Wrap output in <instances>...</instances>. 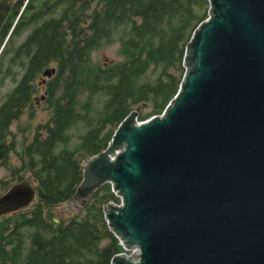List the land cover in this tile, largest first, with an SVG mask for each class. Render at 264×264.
<instances>
[{"label": "trees", "instance_id": "16d2710c", "mask_svg": "<svg viewBox=\"0 0 264 264\" xmlns=\"http://www.w3.org/2000/svg\"><path fill=\"white\" fill-rule=\"evenodd\" d=\"M210 6L0 0V85L13 80L0 98V196L22 182L37 192L29 207L0 219V264H113L124 252L104 213L121 202L110 184L79 212L64 205L83 180L84 163L109 147L132 112L145 122L177 96L187 47ZM113 46L118 59L94 60ZM49 68L56 74L39 109L46 118L35 123L38 79ZM25 114L29 122L21 125Z\"/></svg>", "mask_w": 264, "mask_h": 264}, {"label": "water", "instance_id": "95a60500", "mask_svg": "<svg viewBox=\"0 0 264 264\" xmlns=\"http://www.w3.org/2000/svg\"><path fill=\"white\" fill-rule=\"evenodd\" d=\"M209 1L177 96L141 125L132 112L65 203L74 214L112 186L123 204L104 213L130 252L113 264H264V0ZM36 195L15 184L0 219Z\"/></svg>", "mask_w": 264, "mask_h": 264}, {"label": "rangeland", "instance_id": "374dc122", "mask_svg": "<svg viewBox=\"0 0 264 264\" xmlns=\"http://www.w3.org/2000/svg\"><path fill=\"white\" fill-rule=\"evenodd\" d=\"M93 57H94V60L95 61H107V60H114V59H118L117 57V46H113V47H110L108 49H105L103 51H100V52H96L93 54ZM52 69V68H50ZM50 79V78H47V77H44V76H41L39 79H38V86L40 88V92L39 94L35 97V100H36V106L39 105L37 107V110L39 111V109L41 108L40 106L43 105V102L44 100L42 99V97H44V95L46 94L45 90H44V86L46 84H42L43 80H46V83H47V80ZM13 80L12 79H9L7 80V82L5 83L4 86H1L0 85V98H4L6 97L7 95V92H9L12 88H13V84H12ZM43 101V102H42ZM41 103V104H40ZM1 104V102H0ZM46 118V115L45 113L39 111V115L37 116L36 120H35V123L41 121V120H45ZM29 122V115L28 114H25L20 123L21 125H24L25 123ZM15 129V127H13V130ZM14 162V161H13ZM3 176L0 174V177ZM65 206V205H64ZM65 210H66V206H65ZM67 211V210H66Z\"/></svg>", "mask_w": 264, "mask_h": 264}, {"label": "built area", "instance_id": "2783aa9c", "mask_svg": "<svg viewBox=\"0 0 264 264\" xmlns=\"http://www.w3.org/2000/svg\"><path fill=\"white\" fill-rule=\"evenodd\" d=\"M139 124L141 125L142 122H140ZM122 204H123V203H122V201H121L119 204H115V205L121 206ZM124 252L130 253V252L126 251V250H124Z\"/></svg>", "mask_w": 264, "mask_h": 264}, {"label": "bare ground", "instance_id": "6f19581e", "mask_svg": "<svg viewBox=\"0 0 264 264\" xmlns=\"http://www.w3.org/2000/svg\"><path fill=\"white\" fill-rule=\"evenodd\" d=\"M139 122V121H138ZM140 123V122H139ZM142 123H144V122H142Z\"/></svg>", "mask_w": 264, "mask_h": 264}]
</instances>
